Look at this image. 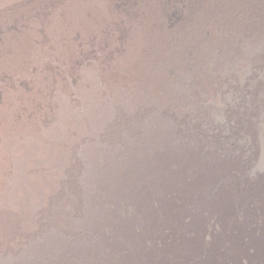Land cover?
I'll return each mask as SVG.
<instances>
[{"label":"rangeland","instance_id":"374dc122","mask_svg":"<svg viewBox=\"0 0 264 264\" xmlns=\"http://www.w3.org/2000/svg\"><path fill=\"white\" fill-rule=\"evenodd\" d=\"M212 14L36 127L7 88L0 264H264V0ZM2 22L0 61L19 58Z\"/></svg>","mask_w":264,"mask_h":264},{"label":"bare ground","instance_id":"6f19581e","mask_svg":"<svg viewBox=\"0 0 264 264\" xmlns=\"http://www.w3.org/2000/svg\"><path fill=\"white\" fill-rule=\"evenodd\" d=\"M1 14L4 28L21 38L19 58L0 61V109L13 84L21 92L11 106L35 127L54 102L74 88L84 94L98 83L129 84L142 55L158 52L166 37L194 34L218 5L242 0H18ZM16 3V4H17ZM243 4V2H242ZM241 4V5H242ZM10 5V3H8ZM12 34V33H11ZM10 34V35H11ZM138 66V65H137ZM82 89V90H80ZM99 93V86L94 89ZM0 115V135L7 130Z\"/></svg>","mask_w":264,"mask_h":264},{"label":"trees","instance_id":"16d2710c","mask_svg":"<svg viewBox=\"0 0 264 264\" xmlns=\"http://www.w3.org/2000/svg\"><path fill=\"white\" fill-rule=\"evenodd\" d=\"M221 193H223V190L221 191Z\"/></svg>","mask_w":264,"mask_h":264}]
</instances>
